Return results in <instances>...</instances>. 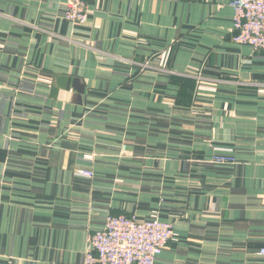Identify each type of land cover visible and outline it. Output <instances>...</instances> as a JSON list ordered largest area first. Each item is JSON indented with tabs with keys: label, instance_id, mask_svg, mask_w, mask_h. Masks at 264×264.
Wrapping results in <instances>:
<instances>
[{
	"label": "crops",
	"instance_id": "obj_1",
	"mask_svg": "<svg viewBox=\"0 0 264 264\" xmlns=\"http://www.w3.org/2000/svg\"><path fill=\"white\" fill-rule=\"evenodd\" d=\"M66 2L0 0V264H84L119 214L172 223L154 264H264V55L230 0Z\"/></svg>",
	"mask_w": 264,
	"mask_h": 264
},
{
	"label": "built area",
	"instance_id": "obj_2",
	"mask_svg": "<svg viewBox=\"0 0 264 264\" xmlns=\"http://www.w3.org/2000/svg\"><path fill=\"white\" fill-rule=\"evenodd\" d=\"M230 6L235 29L233 40L248 44L264 55V0H230ZM86 11V0H67L64 16L80 23L85 20ZM76 174L91 177L92 171L79 168ZM173 234L172 223L157 215L146 219L109 215L101 229L88 235L84 264H154ZM259 254L264 255V247Z\"/></svg>",
	"mask_w": 264,
	"mask_h": 264
},
{
	"label": "rangeland",
	"instance_id": "obj_3",
	"mask_svg": "<svg viewBox=\"0 0 264 264\" xmlns=\"http://www.w3.org/2000/svg\"><path fill=\"white\" fill-rule=\"evenodd\" d=\"M146 65V64H145ZM77 169H79V168H77Z\"/></svg>",
	"mask_w": 264,
	"mask_h": 264
}]
</instances>
